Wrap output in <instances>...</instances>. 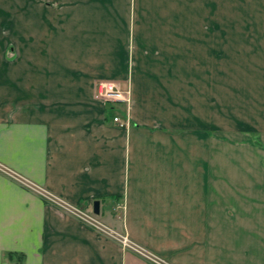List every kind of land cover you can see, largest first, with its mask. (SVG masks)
<instances>
[{
    "label": "crops",
    "instance_id": "obj_1",
    "mask_svg": "<svg viewBox=\"0 0 264 264\" xmlns=\"http://www.w3.org/2000/svg\"><path fill=\"white\" fill-rule=\"evenodd\" d=\"M155 55L223 56L222 74L130 57ZM101 80L130 104L96 97ZM212 97L222 126L195 128ZM0 161L99 200L175 264H264V0H0ZM0 264L152 263L0 171Z\"/></svg>",
    "mask_w": 264,
    "mask_h": 264
},
{
    "label": "built area",
    "instance_id": "obj_2",
    "mask_svg": "<svg viewBox=\"0 0 264 264\" xmlns=\"http://www.w3.org/2000/svg\"><path fill=\"white\" fill-rule=\"evenodd\" d=\"M96 97L105 101L107 104L117 106L121 103L130 104L132 98L131 88H122L118 83L111 80H101L96 85ZM112 122L119 127L131 126L130 118L126 113H116L112 116ZM0 171L9 175L14 180L20 182L34 192L43 196L47 201L60 208L76 215L84 224L118 239L124 248L133 249L139 254L146 257L152 264H175L169 259L150 251L133 241L129 236L118 233L103 222L92 209L82 208L72 204L68 200L48 190L44 186L32 181L15 169L5 165L0 161Z\"/></svg>",
    "mask_w": 264,
    "mask_h": 264
},
{
    "label": "rangeland",
    "instance_id": "obj_3",
    "mask_svg": "<svg viewBox=\"0 0 264 264\" xmlns=\"http://www.w3.org/2000/svg\"><path fill=\"white\" fill-rule=\"evenodd\" d=\"M133 57L135 60V63L137 62H144L148 64L153 63H185V62H193L195 66V73L199 72V74H202L203 76L206 74V71H202V65L203 64H209L212 67L211 72L214 73L216 76L221 77L222 71L215 69V68H222L223 66V56H206V55H194L193 59L191 60L190 56H130ZM220 75V76H219ZM124 88V87H122ZM127 89V88H124ZM215 101L216 104H214L215 112H212L211 115H213V119L209 118V121H207L206 116L201 113L200 111H195V118H194V127L201 126V121L203 122V125L212 126L213 130L216 129L215 127L220 128L222 126L221 122V108L222 103H217V99L212 97L211 101ZM124 105V104H123ZM196 106V105H195ZM123 109H119L115 113H124V110L128 111L127 108L122 107ZM220 114V115H219ZM220 116V117H219ZM200 121V123L197 122ZM209 123V124H208ZM210 133H213L212 131Z\"/></svg>",
    "mask_w": 264,
    "mask_h": 264
},
{
    "label": "water",
    "instance_id": "obj_4",
    "mask_svg": "<svg viewBox=\"0 0 264 264\" xmlns=\"http://www.w3.org/2000/svg\"><path fill=\"white\" fill-rule=\"evenodd\" d=\"M94 212L95 214H100V201L99 200H95L94 202Z\"/></svg>",
    "mask_w": 264,
    "mask_h": 264
},
{
    "label": "trees",
    "instance_id": "obj_5",
    "mask_svg": "<svg viewBox=\"0 0 264 264\" xmlns=\"http://www.w3.org/2000/svg\"><path fill=\"white\" fill-rule=\"evenodd\" d=\"M9 256L12 258L13 257V254L12 253H9Z\"/></svg>",
    "mask_w": 264,
    "mask_h": 264
}]
</instances>
